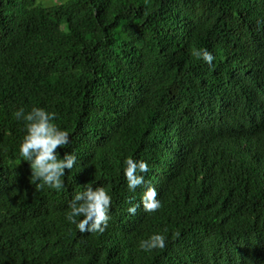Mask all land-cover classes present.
<instances>
[{"label":"trees","instance_id":"1","mask_svg":"<svg viewBox=\"0 0 264 264\" xmlns=\"http://www.w3.org/2000/svg\"><path fill=\"white\" fill-rule=\"evenodd\" d=\"M20 106L70 133L63 190L31 181ZM128 156L155 213L127 211ZM87 184L113 197L103 233L67 219ZM0 264H264V0H0Z\"/></svg>","mask_w":264,"mask_h":264},{"label":"clouds","instance_id":"2","mask_svg":"<svg viewBox=\"0 0 264 264\" xmlns=\"http://www.w3.org/2000/svg\"><path fill=\"white\" fill-rule=\"evenodd\" d=\"M192 54L209 65L216 59L207 48L193 49ZM12 114L16 120L23 122L25 134L19 144V152L23 160L30 162L31 181L38 182L37 187L40 189L47 185L52 189L63 190L65 170L76 166L77 155L75 152H65L61 157L57 151L58 146L65 147L70 143V133L56 123L57 113L44 107L33 106L31 110H26L24 106H20ZM124 163L126 167L123 173L130 192L135 193L138 187L147 185L138 203H132L135 197H129L127 211L135 215L141 206L146 213H155L162 208L157 189L146 179L150 171L149 163L132 156L126 157ZM112 204L113 197L106 187L87 184L84 190L77 191L70 200L67 219L81 233H103L111 219ZM138 243L141 250L151 252L165 249L168 239L164 233L156 232Z\"/></svg>","mask_w":264,"mask_h":264}]
</instances>
